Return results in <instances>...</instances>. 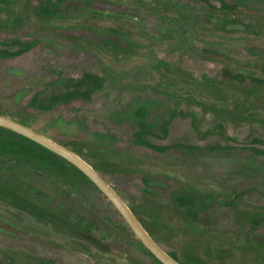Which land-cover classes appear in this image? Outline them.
<instances>
[{
  "label": "rangeland",
  "instance_id": "obj_1",
  "mask_svg": "<svg viewBox=\"0 0 264 264\" xmlns=\"http://www.w3.org/2000/svg\"><path fill=\"white\" fill-rule=\"evenodd\" d=\"M0 116L182 264H264V0H0ZM58 157L0 130V264H162Z\"/></svg>",
  "mask_w": 264,
  "mask_h": 264
},
{
  "label": "water",
  "instance_id": "obj_2",
  "mask_svg": "<svg viewBox=\"0 0 264 264\" xmlns=\"http://www.w3.org/2000/svg\"><path fill=\"white\" fill-rule=\"evenodd\" d=\"M0 127L11 130L63 158L68 163L81 171L93 184L107 197L113 206L121 214L125 222L135 232L138 239L144 244L148 251L162 264H182L168 254L146 231L132 210L127 206L120 195L105 181L91 165L80 158L74 152L37 133L26 125L0 116Z\"/></svg>",
  "mask_w": 264,
  "mask_h": 264
},
{
  "label": "trees",
  "instance_id": "obj_3",
  "mask_svg": "<svg viewBox=\"0 0 264 264\" xmlns=\"http://www.w3.org/2000/svg\"><path fill=\"white\" fill-rule=\"evenodd\" d=\"M0 130H2V131H4V132H6V133H10V134H13V135H16V136H19V137H21L22 139H24V140H26V141H29V142H32L33 144H35L36 146H38V147H40L41 149H43V150H45V151H47V152H49L50 154H52V155H54V156H56V157H58L57 155H55V154H53L52 152H50V151H48L47 149H45V148H43L42 146H40V145H38V144H36V142H33V141H31V140H29V139H27V138H25V137H23V136H21V135H19V134H17V133H15V132H13V131H11V130H8V129H5V128H2V127H0ZM37 133H39V134H41L40 132H38V131H36ZM58 158H60V157H58ZM61 159V158H60ZM62 160H64V159H62ZM65 161V160H64ZM67 162V161H66ZM71 165V164H70ZM90 181V180H89ZM91 182V181H90ZM92 184H93V182H91ZM94 185V184H93ZM95 186V185H94ZM96 187V186H95ZM97 188V187H96ZM98 189V188H97ZM99 190V189H98ZM100 191V190H99ZM101 192V191H100ZM102 193V192H101ZM110 202V201H109ZM111 203V202H110ZM113 206V205H112ZM143 246V245H142ZM144 247V246H143ZM145 248V247H144ZM147 250V249H146ZM147 252L150 254V255H152L148 250H147ZM153 256V255H152ZM172 256V255H171ZM154 257V256H153ZM174 259H176L174 256H172ZM155 258V257H154ZM156 259V258H155ZM157 260V259H156ZM177 261H179L178 259H176ZM180 262V261H179ZM161 263V262H160ZM180 263H182V262H180Z\"/></svg>",
  "mask_w": 264,
  "mask_h": 264
}]
</instances>
